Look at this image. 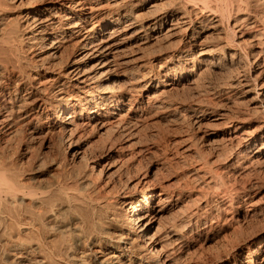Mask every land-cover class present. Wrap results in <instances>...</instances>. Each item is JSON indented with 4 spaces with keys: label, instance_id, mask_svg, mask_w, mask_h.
Segmentation results:
<instances>
[{
    "label": "bare ground",
    "instance_id": "obj_1",
    "mask_svg": "<svg viewBox=\"0 0 264 264\" xmlns=\"http://www.w3.org/2000/svg\"><path fill=\"white\" fill-rule=\"evenodd\" d=\"M160 108L187 125L170 186L141 170ZM261 193L264 0H0V264H264Z\"/></svg>",
    "mask_w": 264,
    "mask_h": 264
},
{
    "label": "rangeland",
    "instance_id": "obj_2",
    "mask_svg": "<svg viewBox=\"0 0 264 264\" xmlns=\"http://www.w3.org/2000/svg\"><path fill=\"white\" fill-rule=\"evenodd\" d=\"M192 66H193L192 63H190V67H192ZM205 74H204V80H205L204 81V101H205V98H206V93L205 92L207 91V86L206 85L209 86V84H207V82H211V80H212L213 83L216 82V81H219V79L223 76L222 74H224V73L220 69H210V70H205ZM214 79H216V81ZM205 88H206V91H205ZM193 94H195V89L194 88L179 87L177 90H173L168 95V100H169L168 102L174 103L175 101H180L182 99H189L190 96L193 95ZM251 94H253V92L248 93L247 96L244 98V100H246V98L248 96H250ZM244 107H245V105H244V103H242L241 109L243 110ZM161 109L163 111V108L158 109L157 110L158 113L157 112H156V114L154 113L155 116H154V118H151L152 121H150V123L146 127H144L143 131L141 132L143 143L148 145L150 148L152 147L151 148L152 151H151V153H148L149 154L148 157H150V158H147L148 160H145V162L143 164L144 165L143 166L144 169H141V168L140 169L141 170H145L146 168H148V166L151 163L153 164V163L158 162L159 163L158 169H157V167L156 168L154 167V169L152 171V174L154 173V175L156 177L155 181H157V180L158 181H163L164 179L169 180L171 177H173L174 172L169 167L172 166V163L175 161V159H181L182 158L181 155H183V151H182V148H180L181 145L179 144L178 140H180V137L183 136L184 133L187 130V127H186L187 125L184 126V124H182V122H179L178 124H176L178 126L173 124V122L170 121V116L168 114H166V113H162V111H160ZM157 114H158V116H157ZM253 125L250 126V128L253 129ZM225 129H227V128H225V124L221 120H218L217 122H215V121L213 122L212 121V122H210L208 125H206L204 127V132L206 131L204 133V139L201 140L200 144H199V147H201V146H202L201 148L204 147V156H206L209 159L210 158L212 159L211 153H210L211 150L208 149L209 148L208 145L209 144L210 145L212 144V146L218 145L220 143L219 140L221 139L223 131ZM174 130H175V132H174ZM176 130H178V131H176ZM141 134H140V136H141ZM38 138L35 140V143H33V147H35L34 150H36L37 152L41 151L43 154L48 153V154H46L44 156H43V154H41L43 156V157L41 156V159H43L46 156L47 158L45 157V159L49 160V161L46 160V162L48 161L47 164H49L50 161L52 160V158L54 157V154L56 153L57 146L55 144H53V143H52V145L50 144L51 145L50 147L47 146L48 145L47 141L49 140V138H46L45 141L42 138H39V139ZM94 139H96V138H94ZM11 142H10V145L14 144V140H11ZM43 143H45V145ZM38 145H40L43 149H41ZM93 150H92V148H88L87 149L88 156L90 154H92L91 151H93ZM52 151H54V152H52ZM129 152L130 151H127V153H129ZM7 153L9 154L8 151H7ZM50 155L52 156V158L50 157ZM48 157H50L51 159H49ZM171 160H174V161H171ZM5 161L7 163L10 162L9 159H7V160L5 159ZM179 161L178 162L180 164L183 162V160H179ZM212 161L215 162L216 158H213ZM215 164H217V163H215ZM69 167L70 166H66V169L70 170L71 167L70 168ZM170 169L172 170L171 172H170ZM170 173H171V175H170ZM53 174H54V177H55V174L58 175L59 172L57 170H55V172ZM54 177H52V178L54 179ZM230 177H231L230 182L231 183L235 182V180H234L235 178L232 177V176H230ZM57 178L63 179L62 176L61 177L57 176ZM172 182H173V180H171V182L168 181L166 183L170 186V185H172ZM252 195L253 196H250V198H249L250 200L249 201H250V204L251 203L253 204V206H251L249 204L250 206L246 207V209H256V210L259 209L258 210L259 212H260L261 209H263V210L260 212L261 214H257L258 216L257 215L252 216V217L249 216L244 222H242L243 228H244V230L247 233H250L256 227H258L259 223H264V197H263V194L261 193V194H252ZM244 209H245V207H244ZM251 213H253V212H251ZM166 216H169V215H166ZM252 225H254V226H252ZM230 231H232V230H230ZM225 239H226L225 236H223V237L221 236L220 239L208 243L209 245L206 244V249L205 250L206 251L208 250L207 252H209V254L212 252L211 254H213V255H214V253L216 254V252L222 251L224 249L223 247H226V245H227V242H226L227 239L226 240ZM217 241L218 242L220 241L221 243L220 242L217 243ZM223 244H226V245H223ZM219 249H221V250H219Z\"/></svg>",
    "mask_w": 264,
    "mask_h": 264
}]
</instances>
